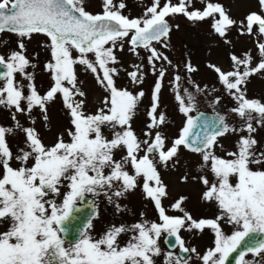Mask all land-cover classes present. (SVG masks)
I'll return each instance as SVG.
<instances>
[{"label": "snow or ice", "instance_id": "snow-or-ice-1", "mask_svg": "<svg viewBox=\"0 0 264 264\" xmlns=\"http://www.w3.org/2000/svg\"><path fill=\"white\" fill-rule=\"evenodd\" d=\"M197 2L203 7L196 8L194 0H151L140 17L129 18L123 14L124 0H101L102 10L96 14L86 10V0H0V33L17 37L16 49L0 54V106L10 111L13 121V127L0 126V224L7 229L0 230V264H155L154 257L162 254L158 243L162 236L170 249L164 254V264H190L191 255H184L190 253L202 264H226L245 245L236 264H252L244 259L246 253L264 255V150L257 147L253 136L257 126L264 127V102L249 99L246 91L249 78L264 73V0H255L256 10L239 20L233 19L221 3ZM175 15L194 23L210 21V34L229 47V70L212 62H206L205 67L216 74L224 93L234 101L230 111L239 117L241 127H232L219 113L211 119L191 115L196 94H207L208 86L191 80V74L199 69L189 57L184 72L192 90L180 89L179 74L170 81L184 124L170 141L160 130L166 123L165 114L158 113L163 82L169 68L178 73L179 66L154 45L170 47L173 26L167 18ZM179 27L175 25L176 30ZM232 28H236L237 38H254L259 57L255 66L251 50L236 54L228 38ZM34 35L47 38L40 47L49 54L42 63L52 86L44 94L37 90L35 73L27 71L41 63L39 52L31 59L26 55L25 41ZM125 42L133 56L139 57L141 49L147 53L149 70L156 77L143 139L133 130L132 120L145 93L142 89L134 93L118 88L114 79L119 75L116 52L124 50ZM76 65L90 71L107 93L94 113L85 110L88 95L78 85ZM131 67L127 72L130 83L142 85L143 64ZM17 74L27 81V93ZM58 95L67 110L69 126L46 145L34 126L32 113L38 109L48 128V105ZM220 101L216 96L212 103ZM20 115L32 126L22 125ZM104 128L110 130V138ZM15 131L23 133V141L14 154L6 137ZM237 132L247 135L239 137L236 150L227 152L226 157L217 155V148L223 150L219 138ZM181 149L200 157L197 172L213 177L191 175L185 163L179 182L186 184L191 178L203 186L201 201L219 210L214 219H194L182 207L185 196L170 205L181 215H169L163 204L169 193L158 168L177 170ZM117 152L121 153L119 159ZM137 188L152 203L156 221L144 219L141 212L140 221L112 224L94 236L92 221L99 213L93 202L77 237L65 247L62 234L67 235V223L83 210L77 205H83L87 194L103 192L111 203ZM115 207L124 210L119 203ZM222 221L235 228L231 235L222 231ZM205 229L213 231L214 247L201 255L194 246H186L180 233H202ZM124 234L129 238L122 246L120 237ZM177 248L180 255L174 252Z\"/></svg>", "mask_w": 264, "mask_h": 264}, {"label": "rangeland", "instance_id": "rangeland-1", "mask_svg": "<svg viewBox=\"0 0 264 264\" xmlns=\"http://www.w3.org/2000/svg\"><path fill=\"white\" fill-rule=\"evenodd\" d=\"M164 0H161L163 3ZM173 3H177L178 0H172ZM223 4L226 10L229 11V15L233 19H242L243 16L255 8V0H213ZM126 8L123 10V14L129 16V18L140 17L143 14L144 9L150 6L151 0H124ZM194 6L196 8H202L203 6L194 0ZM86 10L96 14L101 12V0H86ZM191 10V9H190ZM168 23L173 26V30L170 33V47L168 49H162L159 44L154 46L165 52L174 65H178L177 70L169 68L168 75L165 76L163 87L160 93V101L158 113H164L166 116V123L162 129L163 134L168 137L169 141L174 138L179 129L183 126L185 117L178 110L177 102L174 98V87L170 83L172 76L181 75V81L179 82L180 89L188 88L192 90V85L185 79L184 62L186 58L191 59L192 64L199 69V71L191 74V80L200 84L208 86L207 94H196L195 111L197 109H209L218 112L226 117L227 122L232 127H241V121L239 117L231 113L230 109L235 106L234 101L224 93L223 88L217 82L216 74L211 72L205 67L206 62H212L218 64L222 69L229 70L230 61L228 59L229 47L224 45L218 37L210 34V21L205 22H190L183 15H175L167 18ZM175 25H179V30H176ZM229 39L233 41L235 46L234 50L237 55H240L242 51L251 50L255 57V63L259 62L255 42L253 37H239L237 38L236 28H232L229 33ZM47 38L43 35H34L31 41H25L26 55L31 59L33 54L39 52L40 66L36 69L29 68L27 71L35 73V84L40 94H44L51 86L52 81L50 74L43 71V61L49 59V54L43 48L40 47V42L45 41ZM17 37L16 35L4 32L0 33V54H6L10 50L16 49ZM185 45L187 47L185 48ZM187 54V56H186ZM73 55H77L75 52ZM117 59L119 63L115 67L119 71V75L114 77L116 86L118 88H127L129 91L136 92L143 90L145 96L140 101L136 115L132 120V128L136 134L143 139V132L146 130L145 125L147 123V110L151 106L152 89L156 77L151 74L146 56L147 53L144 50H140V56H133L129 50L128 45L125 42L124 50L121 52L117 50ZM90 58L91 55H90ZM35 62V61H34ZM143 64V70L145 74L144 82L142 85H133L130 83L127 76V72L132 70L131 65ZM165 67H167L165 65ZM75 71L78 78V85L88 95V104L86 105V112L94 113L99 106V100L107 95V93L97 84L93 74L90 71H86L83 65H76ZM17 81L24 85L25 93H27V81H25L19 74L16 75ZM213 88L216 91H213ZM247 97L249 99L256 98L264 102V73H258L249 78V82L246 86ZM216 96L221 97L219 104H214L212 101ZM193 111V112H195ZM191 113V115L193 114ZM48 128H45L44 121L38 109H34L32 117L35 119V128L40 134L42 141L46 145H50L54 142L57 132L63 131L69 126V116L67 110L63 106V102L58 95L57 98L48 105ZM20 123L24 126H32L29 121L22 115L18 116ZM0 126L13 127V121L11 119V113L7 108L0 106ZM254 126H256L254 124ZM50 129V130H49ZM104 134L111 137V132L108 128H104ZM247 135L246 132L229 133L219 138V144L223 146V150L217 148L216 154L219 156H225L226 153L236 150V142L240 136ZM254 138L258 141V148L264 150V127H258L257 131L253 133ZM7 143L10 149L15 154L19 147L22 146L23 133L15 131L13 134L6 137ZM121 153H116V158H120ZM140 155H143L141 153ZM200 157L196 154L190 153L187 150L181 149L180 152V165L177 170L164 169L159 167L161 178L168 186V197L163 200V204L168 210L169 215H181L180 212H174L170 209V205L178 199L180 196L187 197L182 207L191 213L194 219L208 218L214 219L219 214V210L214 204H205L201 201V194L204 191L203 186L199 182H194L191 178L188 183L182 184L179 182V177L185 173L184 164L188 165L187 171L191 175L206 174L210 180L213 179L211 173H199L196 171V165L199 162ZM16 166V165H14ZM234 182V180H233ZM95 198V205L99 213L98 217L93 219L92 223L94 228L92 234L99 236L103 233L104 229L112 224H125L132 225L141 220L140 213H144V219L148 221H156L157 213L150 201H146L143 198V194L139 188L130 192L124 198H113V202H109L108 197L103 192L98 195H93ZM59 200V198H58ZM119 203L124 209L123 211H117L115 204ZM221 229L225 235H231L235 228L225 221L221 222ZM0 230H7L2 224H0ZM181 237L185 240L187 247H195L197 252L201 255L209 248L214 247L215 235L211 229H205L202 233H189L181 231ZM129 236L124 234L120 237L121 245L123 246ZM163 236L159 240V246L161 248V255L154 257L155 264H164L166 256L164 255L170 249L166 247L162 240ZM71 242L65 241V247H68ZM175 254L176 250H174ZM178 255V254H177ZM191 255L190 264H202V261L196 256ZM245 260L251 261L252 264H264V255L256 256L252 253H246Z\"/></svg>", "mask_w": 264, "mask_h": 264}, {"label": "water", "instance_id": "water-1", "mask_svg": "<svg viewBox=\"0 0 264 264\" xmlns=\"http://www.w3.org/2000/svg\"><path fill=\"white\" fill-rule=\"evenodd\" d=\"M217 114L216 111L213 110H208V109H197L192 116L193 117H201L203 118H214V116ZM93 202L95 203V198L91 195V194H87L86 195V199L85 202L83 203V205L78 203V207H82V211L79 213H75L73 218L67 223V235L62 234V238H64L66 241L72 242L73 239H75L77 237L78 231L81 228V226L84 224V220L85 217L87 215V213L90 211V207L93 205ZM163 242H164V237L162 238ZM165 244V242H164ZM166 247L169 249L168 245L165 244ZM247 246L245 245L244 247L240 248L237 250L236 253H233L230 257L229 260L226 262V264H236V260L238 258L239 252L244 251L245 248ZM176 252L178 255H180L181 253H179V249H176ZM187 255V254H184Z\"/></svg>", "mask_w": 264, "mask_h": 264}]
</instances>
